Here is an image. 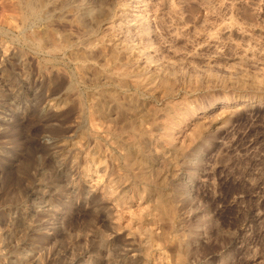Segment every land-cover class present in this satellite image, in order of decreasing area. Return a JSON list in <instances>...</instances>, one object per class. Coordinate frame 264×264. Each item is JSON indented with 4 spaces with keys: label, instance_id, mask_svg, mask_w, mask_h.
I'll use <instances>...</instances> for the list:
<instances>
[{
    "label": "rangeland",
    "instance_id": "obj_1",
    "mask_svg": "<svg viewBox=\"0 0 264 264\" xmlns=\"http://www.w3.org/2000/svg\"><path fill=\"white\" fill-rule=\"evenodd\" d=\"M26 1L0 0V264H264V0H115L149 14L148 90L82 71L103 0Z\"/></svg>",
    "mask_w": 264,
    "mask_h": 264
},
{
    "label": "bare ground",
    "instance_id": "obj_2",
    "mask_svg": "<svg viewBox=\"0 0 264 264\" xmlns=\"http://www.w3.org/2000/svg\"><path fill=\"white\" fill-rule=\"evenodd\" d=\"M32 1H29V2L26 1V5H27L26 8L27 7L30 8V10H32V12H34V13H40V11L42 10L41 9L42 6H41V8H40L41 10H40L37 8L36 3L34 4ZM64 2L65 1H63L62 4H64ZM144 2H145V0H141L138 2V4L144 3ZM99 4H101V3H99ZM103 4L105 6L103 7V5H102V10L99 11V13L93 14L92 12H89V11H87L85 13L83 12V13H81V15L77 16L75 20H73V21H75V23L78 26H80L81 28H83L87 32V33H85L86 34L85 35V42L80 43V44H84V46L86 47L85 52H81L83 48L80 51L79 50L75 51V52H78L77 53L78 60L82 63V67L80 64L82 71L85 72V74L87 76L89 74H97L98 70L96 69L95 66H97L99 64V60H102V61H105V64L102 65L101 69H103L104 71L110 72L116 78L134 79L135 84H137L138 86H143L147 90L150 89V86H152V87L155 86L157 84L156 83L157 80H158L157 82L162 81L165 83L167 80L165 79L166 77L163 76V71H161V69L156 74H150L146 78H143V76H142L143 70H140V67L138 65L139 63H137V62H139L140 60H144L145 63H147L149 65H151V63L155 62V60H153V56L151 55L153 48L151 49L152 46L150 47V44L148 42L142 44L143 42L139 43V42L135 41L134 37H133V39L131 37H129L128 29L126 30L124 28L126 26L131 27V25H130L131 23H135V24L139 23L140 31L146 32V30H147L146 28L148 25L147 24V21H148L147 17L149 16V14L147 16V13H145L146 9H144L143 6H137V7L133 6V8H131V7L130 8L129 7L124 8L123 6L119 7V6H117L115 0H103ZM166 5H167V3H166ZM167 6H169V5H167ZM54 8H56V7H54ZM162 8H161V11H162ZM164 9H165V7H164ZM47 12H49V11H47ZM160 14L163 16L162 13H160ZM158 15H159V12H158ZM158 15H157V17H158ZM124 29L126 31H124ZM148 29H149V27H148ZM99 33L102 35H99ZM97 34H98V36L96 37V39L98 38V45L96 46L95 43L90 42V38L94 37ZM34 35H36V33H34ZM46 35H47V37H46L47 39H51L53 37L52 36L53 34L52 35L46 34ZM70 37H71V35H70ZM73 37H71V38L74 39ZM71 38H69L67 36L65 38H63L64 43L62 41L61 44H59L63 47H57L56 49L58 50L61 48H65L68 45L74 44L73 41H75V40L71 41L70 40ZM81 38H82V35H81ZM87 38H89V39H87ZM53 42H57V40L53 41ZM69 47H71V46H69ZM96 57H97V59H96ZM91 60H96V61L94 63H91ZM79 71H80V69H79ZM168 77L169 76H167V78ZM168 81H170V80H168ZM169 83L170 82H168V84ZM165 85H167V84H165ZM68 97H70V94H67V98ZM67 98H65L63 100L66 101ZM81 106H83L82 108H84L83 109L84 111L87 109L85 103H82ZM96 108H100V107H96ZM104 108H105L104 106H102L100 108V111L102 113H99V116L102 118L110 117L112 112H107V111H105L107 108L106 109H104ZM108 108H110V110L113 111L112 107L109 106ZM117 108L119 109L122 107L118 106ZM94 110L95 109L92 110V112H91L92 114H93V112H95ZM136 110H137V108H136ZM155 112H157V111L141 110L138 112V117L141 119V125L138 126L140 128H136L134 130L136 131V133L139 136H142V137L145 136L146 132H144V129H142V127L147 121H151L152 123L157 121L158 116L156 117L157 113H155ZM158 139H162V137H160ZM32 160L31 161L29 160L30 162L28 161L29 162L28 164L26 163V169H24L25 170L24 173H26L27 175H28L29 169L33 165V163H31ZM153 172L154 171L152 169H150V175H152ZM24 173L22 175H24ZM27 175H25V176H27ZM25 178H27V177H25ZM17 181L19 182L20 179ZM15 183H16V181H15ZM14 186H16V185L14 184ZM175 198H177V196ZM171 200H173V199L171 198V199L166 200L165 198H162V197L161 198L159 197L157 199V205H158V207H160L162 209L161 214L164 218H167V219H173L176 216L175 204H172L175 201L173 200V202H172Z\"/></svg>",
    "mask_w": 264,
    "mask_h": 264
}]
</instances>
